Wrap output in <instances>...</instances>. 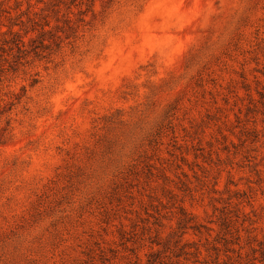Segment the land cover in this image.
<instances>
[{
  "label": "rangeland",
  "instance_id": "obj_1",
  "mask_svg": "<svg viewBox=\"0 0 264 264\" xmlns=\"http://www.w3.org/2000/svg\"><path fill=\"white\" fill-rule=\"evenodd\" d=\"M0 264H264V0H0Z\"/></svg>",
  "mask_w": 264,
  "mask_h": 264
}]
</instances>
